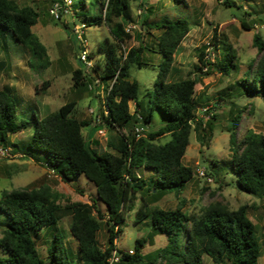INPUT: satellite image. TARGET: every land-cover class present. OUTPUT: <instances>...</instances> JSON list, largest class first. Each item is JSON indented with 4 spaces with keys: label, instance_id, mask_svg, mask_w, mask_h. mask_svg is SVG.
Segmentation results:
<instances>
[{
    "label": "trees",
    "instance_id": "trees-1",
    "mask_svg": "<svg viewBox=\"0 0 264 264\" xmlns=\"http://www.w3.org/2000/svg\"><path fill=\"white\" fill-rule=\"evenodd\" d=\"M224 2L232 6L229 0ZM105 5L103 15L85 18L90 20L87 22L107 23L114 36L113 40L108 37L105 39L106 60L103 63L96 62L92 70L104 83L108 114L102 111L101 117L108 128L117 132L107 143V147L116 152L107 149L100 152L96 148L98 141L86 139L83 128L91 121L73 114L77 103L75 99L42 118L34 114L35 126L28 146L34 151L45 153V163L66 181H74L77 176L85 174L96 184L99 198L107 205L106 213L95 201L69 200L61 204V194L48 185L5 190L0 197V212L6 216L0 222V264H74L71 251L58 228L62 213L71 216L70 231L78 240L81 263L107 264L121 230L120 223L125 219L126 212L135 208L138 199L141 203L135 212V221L146 220L152 226L148 237L153 239L155 235L161 234L166 236L167 243L155 253L146 254L143 248L148 238H138L132 253L120 250L122 256L117 264H158L160 259L164 264H258L261 241L255 224L247 215L246 206L232 210L225 204L215 202L198 214H189L182 209V204L176 209H163L155 204L167 193H181L193 180L195 170L183 162L190 143L192 123L206 124L214 117V108L210 107L202 112L210 115L207 121L203 117L196 120L197 78L168 79L179 71L172 66L173 53L190 31L189 20L181 17L173 21L164 19L155 24L163 29L158 45L164 62L160 69L161 82L145 94L148 107L147 114L143 115L139 83L131 79L130 68L146 64L142 55L148 49L147 44L141 42L138 47L127 50L123 46L124 42L133 37L125 29L130 22L126 17L129 16L126 12L128 3L125 0H106ZM73 7L76 10L79 8L77 3ZM147 11L151 12V7ZM149 12L142 23L144 30L148 27L146 21ZM39 16V12L30 5L20 6L16 0H0V31L2 27L10 30L14 41L29 50L33 61L42 65L41 60H44L43 63L49 65L51 62L47 59V49L32 30ZM123 17L126 19H121ZM242 23L246 28H252L248 22ZM64 26L68 27L67 24ZM138 39L141 40V37L138 36ZM214 41L218 45L217 36ZM253 44L262 52V57L255 71L245 72L241 85L248 94L264 95V39L260 33L254 34ZM225 54L223 62L221 59L212 62L205 58L202 50L199 59L207 68L205 73L209 74L215 69L228 73L234 65L235 52L230 48ZM89 58L92 59V56L89 55ZM1 69L0 62V72ZM90 75L81 67L75 69L74 86L90 89L93 93L96 86L92 87L94 76ZM259 82L261 86H258ZM46 83L50 85L45 81L44 88L47 87ZM131 100H135L134 111H130ZM157 108L167 118L146 136L138 137L137 132L134 133L135 128L138 125H150L153 111ZM232 113L227 130L231 132L230 141L234 144L232 166L238 175V186L245 192L264 197V134L251 130L238 141L236 129L241 121L242 110ZM30 126L28 120L17 117V99L12 89H0L2 145L5 146L10 135L26 131ZM168 135V140H159ZM150 169L154 170L155 175L152 185L139 174L140 170ZM209 174L217 177L215 172ZM105 217L110 223L108 245L102 248L97 234L102 226L101 220ZM52 227L56 233L49 246L48 260L41 255L36 239L42 230ZM205 257L211 258L213 262H206Z\"/></svg>",
    "mask_w": 264,
    "mask_h": 264
},
{
    "label": "rangeland",
    "instance_id": "rangeland-1",
    "mask_svg": "<svg viewBox=\"0 0 264 264\" xmlns=\"http://www.w3.org/2000/svg\"><path fill=\"white\" fill-rule=\"evenodd\" d=\"M16 1L20 6L30 5L39 12L38 22L32 30L45 45L47 59L51 63L45 65L44 60H41V65L33 61L29 50L15 42L11 31L2 27L0 88L5 85L12 86L19 98L17 117L28 120L31 126L26 131L10 135L5 144L12 149L13 156L0 159V197L5 190L48 185L61 194L59 198L61 204H66L69 200L88 203L95 201L105 214L107 205L99 198L97 186L93 181H90L85 174L77 176L74 181H66L59 174L50 177L44 164L47 159L45 153L30 149L28 143L35 126L34 113L38 117H43L75 99L77 103L73 114L80 119L91 121L83 128L86 139L98 141L96 148L100 152L106 149L115 151L108 148L107 143L117 132L115 129L108 128L101 117L102 111L107 110L104 83L98 85L99 78L92 70L96 62L103 63L106 60L105 39L108 37L113 40L114 36L111 34V26L107 23L96 24L92 21L91 23L85 18L95 14L103 15L106 11V0H74V3L78 4V10L75 7H65L60 18H56V15L51 12L55 5L53 0ZM83 1L84 5H82ZM125 1L128 3L126 12L129 14L126 17L134 28L130 32L133 37L125 41L123 46L129 50L143 42L148 47L142 55L146 64L143 67L130 68L131 79L139 83V99L143 102L141 113L147 114L146 92L153 90L161 82L160 69L164 57L158 44L163 29L155 24L164 19L173 21L181 17L189 20L191 28L173 53L172 66L179 71L168 79L177 80L188 76L198 79L195 96L198 105L196 120L203 117V108H214V117L209 123L204 122L201 125L194 121L192 123L193 130L183 162L193 167L195 177L181 193H167L155 204L163 209H176L182 204V209L189 214H198L215 202L225 204L232 210L246 206L247 215L255 224L261 241L262 251L258 264H264V197L245 192L238 186V175L233 171L232 166V145L234 144L230 141L231 132L227 130L231 124L232 112L236 113L241 109L242 117L236 129L238 141H241L251 130L264 134V95L263 93L248 94L241 85L245 72L255 71L262 57V52L253 44V38L255 33H260L264 39V0H229L232 6H228L224 0ZM150 7L151 12L147 11ZM147 12H149L146 21L148 27L144 30L142 23ZM115 20L118 21V19ZM84 21L88 23V26L84 29L83 41H80L73 34V26ZM243 21L248 22L252 28H246ZM215 36L218 38V45H215ZM230 48L235 52V57L234 65L229 72L215 69L209 74L205 73L207 68L199 59L201 51L204 50L205 58H209L212 62L217 59L223 62L225 53ZM84 49L92 56L93 66L84 67L80 64L78 56ZM79 67L86 74L94 76L92 86L96 85V90L93 93L90 89L74 86L73 71ZM45 81L50 83L49 86L46 83V88H44ZM258 86H261L260 82ZM37 90L38 93H36ZM129 106L130 111H134L135 100H131ZM166 118L164 112L157 108L153 111L151 124L138 125L134 133L138 132L137 128L140 127V136H146L149 131L160 126ZM142 127H144L143 130ZM100 129H103L104 133H101ZM169 138L168 135L159 140L164 142ZM2 144L0 142V145ZM19 149L25 154L16 156V151ZM209 172H215L217 177L208 175ZM139 174L145 177L150 185L153 184L155 176L153 169L140 170ZM140 203L138 199L135 208L127 211L125 219L120 223L121 230L116 238L118 247L123 252L132 251L136 248L138 238L147 237L143 253H155L166 245L167 238L158 234L150 239L148 235L151 233L152 226L146 220L135 221V212ZM5 217V214L0 212V222H3ZM70 223L71 216L62 213L58 228L71 251L73 263L82 264L78 255L79 243L71 234ZM101 223L97 240L102 248H106L110 224L108 217L102 219ZM1 229L2 225H0V235ZM115 230H118L117 227ZM55 233L53 227L44 229L36 239L41 255L48 260L49 246L52 245ZM205 261L213 262L209 257H205ZM158 264H164V261L160 259Z\"/></svg>",
    "mask_w": 264,
    "mask_h": 264
},
{
    "label": "built area",
    "instance_id": "built-area-1",
    "mask_svg": "<svg viewBox=\"0 0 264 264\" xmlns=\"http://www.w3.org/2000/svg\"><path fill=\"white\" fill-rule=\"evenodd\" d=\"M55 5L54 7L51 9V12L54 13L56 15V18H60L62 16V12L65 10V7H73L74 4V0H55ZM87 24L85 22H81L80 24H74L73 26V34L76 35V37L80 40L83 41V34H84V29L87 28ZM134 28V25L131 23H127L125 26V29L127 32H131L132 29ZM85 45L86 42H85ZM79 62L82 66L84 67H88V66H93V62L92 59L89 58V52L84 49L78 56ZM97 83H99L98 85H100L102 82L100 79H97ZM97 85V86H98ZM113 85V83H112ZM96 85H93L92 87H95ZM209 107L207 108H203V112L207 111ZM108 110V108H107ZM104 111L107 115L108 111ZM210 115L209 114H203V119L205 121H207V119H209ZM139 128H137V136L139 137L141 135ZM144 127H142L141 129L143 130ZM101 133H104L103 129H100ZM12 149L10 147L7 146H3L0 145V159L1 158H9L12 157L13 154L11 153ZM47 167L48 170V175L50 177L57 175L58 173L55 171V169L51 168L50 166L47 165V163H44ZM130 253L133 252L132 251H128ZM121 256H122V252H120V249L118 247V243L117 240L115 239V247L112 250V254L110 255V257L108 258V263L107 264H117L118 262H120L121 260Z\"/></svg>",
    "mask_w": 264,
    "mask_h": 264
},
{
    "label": "crops",
    "instance_id": "crops-1",
    "mask_svg": "<svg viewBox=\"0 0 264 264\" xmlns=\"http://www.w3.org/2000/svg\"><path fill=\"white\" fill-rule=\"evenodd\" d=\"M6 87H10L11 89H12V92L14 93V95L16 96V99H17V101H19V98H18V95H17V93L15 92V90L12 88V86H10V85H5L3 88H0V89H4V88H6ZM34 114H36V113H34ZM37 115V114H36ZM44 117V116H43ZM39 118H42V116L41 117H39ZM17 134V133H16ZM12 135H15V134H12ZM19 144V143H18ZM15 145H17V144H15ZM19 146H21V144L19 145ZM20 148V147H19ZM23 151H21L20 149L18 150V151H16V156H18L19 154H22V155H24L25 153H22ZM41 233V232H40Z\"/></svg>",
    "mask_w": 264,
    "mask_h": 264
},
{
    "label": "water",
    "instance_id": "water-1",
    "mask_svg": "<svg viewBox=\"0 0 264 264\" xmlns=\"http://www.w3.org/2000/svg\"><path fill=\"white\" fill-rule=\"evenodd\" d=\"M47 264H53L52 262H49V263H47Z\"/></svg>",
    "mask_w": 264,
    "mask_h": 264
}]
</instances>
